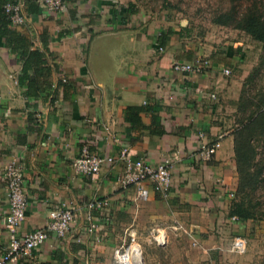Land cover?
Masks as SVG:
<instances>
[{
    "label": "crops",
    "instance_id": "crops-1",
    "mask_svg": "<svg viewBox=\"0 0 264 264\" xmlns=\"http://www.w3.org/2000/svg\"><path fill=\"white\" fill-rule=\"evenodd\" d=\"M14 2L23 4L26 21L10 23L11 35L42 52L46 64L30 67L19 82L22 61L0 36V254L7 244L3 170L16 161L28 202L20 233L45 227L58 202L77 215L65 237L49 233L31 259L17 264H118L114 251L127 246L131 234L143 264L155 260L158 248L171 258L167 264L178 257L187 264H264V252L250 258V245L263 235L259 225L229 215L237 171L226 120L241 82L223 69L239 61L235 48L241 44L233 39L204 47L136 0H65L58 14L41 11L33 0ZM174 60L204 68L177 72ZM41 69L47 73H36ZM215 141L220 146L203 160L200 145ZM84 144L99 155L125 149L132 160L151 165L169 157L167 199L149 181L146 197L133 185L121 187L120 160L94 176L75 173L71 161ZM94 198H106L108 211L93 212L100 222L88 232L85 205ZM162 232L165 243L158 245L153 238ZM235 237L248 245L239 257L227 253Z\"/></svg>",
    "mask_w": 264,
    "mask_h": 264
},
{
    "label": "built area",
    "instance_id": "built-area-1",
    "mask_svg": "<svg viewBox=\"0 0 264 264\" xmlns=\"http://www.w3.org/2000/svg\"><path fill=\"white\" fill-rule=\"evenodd\" d=\"M38 8L47 14H58L67 8L65 0H34ZM21 2H7L4 11L7 19L12 24L21 25L26 21L22 10ZM203 63L186 62L174 60L172 69L177 72L189 73L200 72L203 70ZM207 64V61H204ZM223 73L228 75L229 68H224ZM220 146L219 141L208 145H200V153L203 160H208ZM129 153L124 149L119 156L99 155L90 150L84 144L77 157L72 159L71 166L75 173L87 176L96 175L105 164H114L116 160L124 163L118 182L121 187L135 186L140 197H146L147 190L144 186L149 181L157 186L163 199H167L172 183L170 172L171 159L163 158L159 164L151 165L139 158L132 160ZM3 177L6 182L8 213L5 217V228L7 233V244L4 251L0 254V264H17L21 260L31 259L35 250L46 240L49 233H53L59 238L67 235L70 227L76 220V212L72 206L66 202L54 204L48 211V220L43 228H37L29 232L20 233L19 228L25 219L27 210V196L25 192V180L23 167L16 161H10L3 170ZM234 197V193H230ZM86 219L88 226L86 230L93 232L99 226L100 217L94 216V211L106 213L108 211V200L106 198H94L85 205ZM104 215V214H103ZM232 219H237L235 216ZM154 241L158 245L165 243L163 232L154 235ZM134 237L131 234V242L127 246H119L114 254L118 264H143L141 260L131 258V249ZM246 241L243 238H235L231 243V251L242 253L246 250ZM139 248V246H138ZM140 249V248H139Z\"/></svg>",
    "mask_w": 264,
    "mask_h": 264
},
{
    "label": "rangeland",
    "instance_id": "rangeland-1",
    "mask_svg": "<svg viewBox=\"0 0 264 264\" xmlns=\"http://www.w3.org/2000/svg\"><path fill=\"white\" fill-rule=\"evenodd\" d=\"M136 2L139 7L148 14L153 13L165 17L171 21L174 26H177L179 31L189 37H195L198 39L199 44L204 47L211 44L224 46L225 41L236 39L241 44H237L236 48L234 47L239 61H236L235 64L229 66V75L239 79L241 82V103L244 104L249 96L257 102V97L264 95L263 44L254 39L248 33L236 27L237 16L241 12L247 11V8H253L255 6L258 10L264 12V0H136ZM249 77L250 80H248ZM251 109H253V107L248 108L246 111H243V109H239L238 111V109L232 104L230 109L232 111H229L230 116L229 119L226 120L227 127L230 126L233 130L239 128L238 133L235 134L234 138H237V140L239 139V145L243 153L245 151L248 152L249 147L248 139L246 142L244 138L249 137L254 126L252 130L243 134L242 123L244 122H241V119L244 116H248ZM259 134L260 130L256 129V132L250 139L253 140V145H251V147L254 146L256 151L255 165L252 166V169L250 167V171H253L254 174L260 166L264 165V136L260 137ZM254 176L259 180L258 186L255 189L256 194L254 195L260 200L259 206L256 207V211L263 212L264 181L261 182L260 180L264 179V170L261 174H258V176L257 174ZM232 200H230L229 207L231 206ZM251 222L259 225V230L260 232L262 231L261 233L263 235L256 232L258 241L256 244L250 245V258H252L251 255H253L251 252H258L259 254L264 252V227H262V225H264V220ZM254 235L255 231L252 237H255ZM229 249L230 250H227V253H232L231 244ZM155 250V260L151 264H167L171 258L164 257L161 248ZM245 251H247V249ZM245 251L242 253H245ZM233 253H235L234 256H242L238 255L242 253ZM187 259L188 258L178 257L173 259V263L187 264ZM221 260H225V262H233L235 259L222 258Z\"/></svg>",
    "mask_w": 264,
    "mask_h": 264
},
{
    "label": "trees",
    "instance_id": "trees-1",
    "mask_svg": "<svg viewBox=\"0 0 264 264\" xmlns=\"http://www.w3.org/2000/svg\"><path fill=\"white\" fill-rule=\"evenodd\" d=\"M16 0H0V36L4 37L6 40L5 46H7L11 52H17L19 54V58L22 61V72L18 77L19 82L23 81V79H27V70L32 66L39 67L42 64H46L43 53L36 49H28L26 42L22 38L14 37L11 34L12 30L9 29L10 21L7 19L4 11V5L7 2H14ZM34 1V0H33ZM35 2V1H34ZM36 4V3H35ZM132 8H129V12L134 11L133 4H130ZM253 7V6H252ZM248 10L245 12H241L236 18V27L248 33L254 39L260 41L263 44L264 48V12H261L257 9V7L247 8ZM161 38L164 39L163 35ZM162 39V41H163ZM47 73L42 69L40 71L36 70V73ZM250 80V77L248 78ZM255 98V96H254ZM258 101L255 102L251 96H249L244 104L241 103V94L236 102V109H243L246 111L248 108H252L250 110V114L248 116H244L241 119L243 134L249 130H252L249 137H245L244 140L247 142L248 139V152H242L240 147V141L237 138H234V153H235V161H236V171H237V185L236 190L234 192V197L229 208V215L231 217L235 216L239 221L246 222L250 221H262L264 220V211L257 212L256 207L259 206L260 200L258 197L254 196L256 194L255 189L258 186L259 180L254 176L255 174H261L264 170V165L260 166L255 174L252 169V166L255 165V147H251L253 145V140H250L254 133L257 130H260V137L264 136V95L257 97ZM130 109L126 118L128 120H132L129 117V114L134 112L133 108ZM240 124V122H239ZM238 129L232 131L233 137L238 133ZM242 134V137H243ZM258 138V137H257ZM252 161V162H251ZM252 164V165H251ZM251 167V169H250ZM261 182L264 181L260 180Z\"/></svg>",
    "mask_w": 264,
    "mask_h": 264
},
{
    "label": "water",
    "instance_id": "water-1",
    "mask_svg": "<svg viewBox=\"0 0 264 264\" xmlns=\"http://www.w3.org/2000/svg\"><path fill=\"white\" fill-rule=\"evenodd\" d=\"M139 251V252H138ZM140 257V260L141 262L143 263L142 261V257H141V253H140V249L138 248V250L133 246V248L131 249V258L133 260H138L137 257Z\"/></svg>",
    "mask_w": 264,
    "mask_h": 264
},
{
    "label": "bare ground",
    "instance_id": "bare-ground-1",
    "mask_svg": "<svg viewBox=\"0 0 264 264\" xmlns=\"http://www.w3.org/2000/svg\"><path fill=\"white\" fill-rule=\"evenodd\" d=\"M137 259H138V260H140V258H139V257H137Z\"/></svg>",
    "mask_w": 264,
    "mask_h": 264
}]
</instances>
